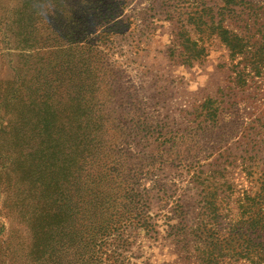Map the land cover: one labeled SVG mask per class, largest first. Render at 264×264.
Here are the masks:
<instances>
[{
	"label": "rangeland",
	"instance_id": "1",
	"mask_svg": "<svg viewBox=\"0 0 264 264\" xmlns=\"http://www.w3.org/2000/svg\"><path fill=\"white\" fill-rule=\"evenodd\" d=\"M93 1L32 36L0 0V264H264V0Z\"/></svg>",
	"mask_w": 264,
	"mask_h": 264
},
{
	"label": "trees",
	"instance_id": "2",
	"mask_svg": "<svg viewBox=\"0 0 264 264\" xmlns=\"http://www.w3.org/2000/svg\"><path fill=\"white\" fill-rule=\"evenodd\" d=\"M20 3V13L25 15L24 22L27 21L30 25H25V28L27 32H29V35H35L33 34L34 25L36 26L35 21L38 24H44L45 20L49 15H55V14H66L68 10L65 6L68 5V2L70 0H18ZM73 8H71L72 11L75 12L76 16H84L86 15V10L88 9L87 6L91 5L92 2H95L93 0L87 1V0H73ZM70 10V11H71ZM52 22V21H51ZM34 25H32V24ZM216 38L225 46L229 53V58L231 62H236V65H234L235 70L239 68V64L241 63H247L249 62V56L248 51L246 48V45L243 44L240 37L237 35L232 34L229 31L226 30H220L216 33ZM180 47L182 49V53L186 54L188 57L187 59L197 60L201 56H203L204 51L201 47H197V44L195 42H191L189 38L184 37L182 39V42L180 44ZM28 48H32L31 45H29ZM32 57V56H31ZM236 74L238 72L236 71ZM57 82V81H56ZM58 83V82H57ZM70 84L68 83H58L55 85H50L46 89H39L38 95L40 97H37L36 99L38 102L36 104L39 105L36 106V104H32L31 100L28 99L26 104L23 102V99L21 100L22 104L29 110L33 111L32 113L38 115V120H36L35 123L38 125H43L45 127H48V123L52 121V119L47 120V115L49 117L52 116V114L58 116L59 120H61V114L62 109H65L63 104H65V98L64 95L70 96L66 93V90ZM55 96H58L59 103L54 104ZM74 97H71L75 102H79L81 104V94L79 92L74 93ZM70 116L74 114V112H70ZM28 122L30 119L27 120ZM63 125L66 124L67 119L64 117L61 121ZM73 134L70 135L72 138ZM75 147L74 144H72V147L69 149H73ZM65 150V149H64ZM73 157H71V162L74 163L77 161L76 152H72ZM53 217L56 218V223L60 228L62 229L63 223L65 221H68V217H65L64 211H58L53 214ZM69 233V231L67 230ZM92 233V232H91ZM87 232V235L91 236L92 234ZM70 234V233H69ZM43 235L42 237H44ZM70 236V235H69ZM59 237L63 238V232L61 231L59 233ZM71 238V236H70ZM70 240V239H67ZM42 257L45 256V253H41ZM47 256V255H46ZM49 263L51 262L50 258L47 256L46 258Z\"/></svg>",
	"mask_w": 264,
	"mask_h": 264
}]
</instances>
